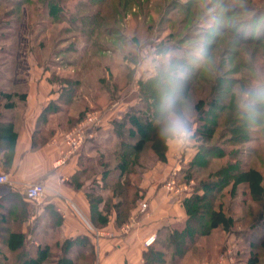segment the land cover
<instances>
[{"label":"rangeland","instance_id":"1","mask_svg":"<svg viewBox=\"0 0 264 264\" xmlns=\"http://www.w3.org/2000/svg\"><path fill=\"white\" fill-rule=\"evenodd\" d=\"M5 2L7 6L0 11V40L15 34L27 36L32 42L29 45L32 53L45 62L58 85L75 89L77 94L83 86L74 95L81 99L74 108L83 109V113L65 134L89 114L102 117L103 111L115 103L131 98L139 101L142 91L150 90L146 83L172 58L183 55L185 62L180 66L190 71L189 67L198 64L196 59H200L201 51L208 50L210 60L200 77L191 82L187 94L195 104L197 130L206 125L200 118L201 110L210 109L208 104L218 85L225 88L216 94L218 102L234 99L239 109L261 125L240 127L248 130L245 142L232 134V123L222 125L210 139L198 135V146L185 152L190 161L180 164L182 168L171 174L165 186L175 181L171 192L183 194L186 201L202 195L205 184L217 183L221 177L216 175L218 171L237 165L240 171L257 173L250 177L258 175L261 181L258 187L233 181L222 187L212 199L214 207L205 209L208 212L201 217L202 224L210 225L216 214L222 223L199 239L198 246L186 254L182 263L250 264V259L258 258L259 264H264V111L253 113L243 107V93L259 91L264 77V0H106L103 5L94 0H58L55 13L49 7L50 0ZM94 17L98 28L91 32L87 22L95 21ZM86 18L89 19L85 23ZM24 21L26 25L20 26ZM35 28L39 29L36 33ZM1 49L4 51L6 47ZM164 52L170 54L167 59L162 55ZM263 109L264 104L257 106V111ZM153 141L137 155L139 166L134 169L138 174H125L122 181L140 185L145 174L159 162L167 161L168 149L165 158L160 159ZM117 142L115 136L105 144L104 153L98 154L103 162L85 166L91 172L87 182L90 197L109 212L115 210V203L120 200L105 184L98 188L95 174L101 176L116 168L119 160L111 154ZM212 148L226 155L210 156L206 164L200 161L191 165L198 153ZM101 191L112 194L103 196ZM142 194L141 190L136 208L146 212L149 205ZM144 205L147 207L143 208ZM124 226L132 228L131 224ZM60 252L58 247L55 253ZM180 260L172 251L167 252V264H180ZM92 263L93 259L78 262Z\"/></svg>","mask_w":264,"mask_h":264},{"label":"crops","instance_id":"2","mask_svg":"<svg viewBox=\"0 0 264 264\" xmlns=\"http://www.w3.org/2000/svg\"><path fill=\"white\" fill-rule=\"evenodd\" d=\"M4 6L7 3L0 0V11ZM24 23L20 26L24 27ZM38 30L33 29L35 33ZM29 45L32 46L31 40L23 34L0 40V139L7 135L6 126L15 134L10 164L5 167L0 157V173L11 177L10 184L0 187L1 256L11 264L19 254L39 245L84 238L93 248L92 264H146L143 242L156 235L158 243L167 245L173 227L188 219L183 194L171 192L165 186L171 174L182 168L179 165L190 161L187 154L168 150L167 161L159 162L145 174L139 186L148 211L135 208L127 221L120 224L116 210L104 213L99 204L98 210L107 217V223L97 226L87 188L91 172L85 166L102 162L98 154H103L105 144L114 140V123L124 119L138 100L125 99L105 109L95 138L69 154L64 134L83 113V109L74 108L80 99L74 95L83 86L77 94L75 89L58 85ZM2 47L6 50L1 51ZM3 95L12 97L8 100ZM8 101L14 104L13 108L5 107ZM95 176L98 188L102 189L103 173ZM34 183L46 187V196L38 204L25 199L26 188ZM111 192L101 194L111 196ZM126 223L132 225L129 232L124 231Z\"/></svg>","mask_w":264,"mask_h":264},{"label":"trees","instance_id":"3","mask_svg":"<svg viewBox=\"0 0 264 264\" xmlns=\"http://www.w3.org/2000/svg\"><path fill=\"white\" fill-rule=\"evenodd\" d=\"M57 1L58 0H50L49 2L51 3L49 7L53 13L56 12L54 9H56ZM94 1H98L96 4L103 5L106 0ZM88 19L89 18L84 19L85 23ZM94 19L95 21L90 19L87 22L91 26V32L98 28V22L96 21L97 17H94ZM196 61H198V64L195 67H189L190 71L181 67L185 62L183 55L172 58L169 62L174 68H178L183 72L182 86L186 94L191 90V82L200 77L206 66V63H203L201 59H196ZM174 63L177 65H174ZM168 68L169 64L163 68L161 66L157 69V75L145 85V87H148L150 90L142 91V97L139 98L138 103L129 110L125 118L114 123V134L118 138V142L115 146V151L111 155L113 158L119 160V162L112 171H105L103 174V181L105 187L111 189L115 198H119L120 200L115 203V210L117 211L120 224L125 223L132 210L136 208L139 193L141 192L136 182L122 181V177L125 174H131L133 176L138 174L134 169L135 166H139L137 163V155L144 150L146 144L150 140H154L153 142L156 144L155 150L160 159L165 158L167 148L157 138V129L152 121H154L158 115L161 94L169 74ZM214 90L213 97L208 104L210 109L201 110L202 115L200 118L206 122V125L201 128L202 130H197V135L210 139L222 125L226 126L228 123H232L233 126L230 127V129H232V134L239 136L238 138L243 140L248 134V130H242L240 128L241 126L245 127L253 124L261 125L258 123V120L250 118L245 114L244 110L239 109V105H237L234 99L231 98L228 102H225V100H220V102H218L216 94H219L222 90L224 91V87L218 85ZM3 96L8 100L12 97V95ZM20 97L24 99L25 95H20ZM5 107L10 109L14 107V104L8 101ZM263 111L264 109L262 111L258 110L257 112L262 113ZM6 128V137L0 139V157L2 156L5 167L8 166L12 160L15 143V134L9 126H6ZM246 140L243 141L245 142ZM214 155L218 158H222L226 154H221L216 148L204 149L202 153L200 152L196 155L191 165L199 164L200 161L206 164L208 161L207 158ZM101 161L103 162V159H101ZM250 174L255 175L257 173L240 171L238 165L218 171L216 175L221 177L217 183L205 184L202 186L204 191L202 195L197 194L194 198L184 201V207L188 215L187 221L185 224L173 227L168 237L167 245L158 243V239L156 240L145 254L146 264H167L168 251H172L175 257L177 255L181 259L193 249L201 237L219 228L222 222L218 220V215L216 214L212 216V220L210 219V225L201 223V217L205 212H208L205 209L210 210L214 207V202L212 201L213 197H216L222 187L229 184L231 181L235 183L238 182L239 184L247 182L252 186L258 187L261 181L260 178H257L258 175L254 176V178L250 177ZM90 196L91 194H89V197ZM90 200L95 224L99 226L107 223V217L98 210L100 202L91 197ZM206 202L207 205H205ZM198 203H203L204 205H202V207L197 206L196 204ZM104 213L110 212L104 211ZM196 227H198V229ZM58 247H60L61 252L55 253ZM84 256H86L88 260L93 259V248L88 243L87 239L78 238L57 242L49 246L39 245L32 251L29 250L28 252L19 254L14 263L11 264H55V260H58V264H78ZM7 261L6 257L0 254V264H9ZM250 264H259L258 258L250 259Z\"/></svg>","mask_w":264,"mask_h":264},{"label":"clouds","instance_id":"4","mask_svg":"<svg viewBox=\"0 0 264 264\" xmlns=\"http://www.w3.org/2000/svg\"><path fill=\"white\" fill-rule=\"evenodd\" d=\"M164 59L170 55L163 54ZM203 63L210 60L207 49L200 53ZM153 64L151 70H155ZM183 72L174 68L169 63V74L165 87L161 94V103L158 108V115L152 123L157 129V138L171 152L184 153L194 150L199 144L197 135L196 108L195 104L188 98L183 90ZM260 89L257 92L248 91L243 93V107L249 112H257V106L264 104V77L261 78Z\"/></svg>","mask_w":264,"mask_h":264},{"label":"built area","instance_id":"5","mask_svg":"<svg viewBox=\"0 0 264 264\" xmlns=\"http://www.w3.org/2000/svg\"><path fill=\"white\" fill-rule=\"evenodd\" d=\"M102 117L99 114L93 113L87 115L75 128L64 135L65 143L69 148V154H73L83 147L88 141L95 138V130L100 125ZM11 183V177L7 173H0V187ZM175 181H171L167 188L170 191L175 189ZM46 196V187L40 183L29 185L25 190V199L34 204H38ZM147 206L144 205L143 208ZM126 230L130 227H126ZM157 240L156 235H151L144 241L145 248H150Z\"/></svg>","mask_w":264,"mask_h":264}]
</instances>
